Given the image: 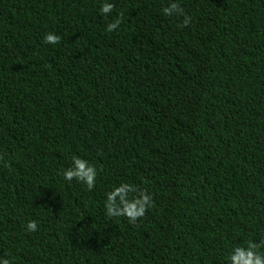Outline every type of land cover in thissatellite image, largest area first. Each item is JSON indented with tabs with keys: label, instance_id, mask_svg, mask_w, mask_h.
<instances>
[{
	"label": "trees",
	"instance_id": "16d2710c",
	"mask_svg": "<svg viewBox=\"0 0 264 264\" xmlns=\"http://www.w3.org/2000/svg\"><path fill=\"white\" fill-rule=\"evenodd\" d=\"M109 2L0 0V255L224 264L264 239V0H178L187 25L168 0ZM71 155L91 192L58 174ZM119 182L152 195L136 224L103 214Z\"/></svg>",
	"mask_w": 264,
	"mask_h": 264
},
{
	"label": "clouds",
	"instance_id": "9594fccd",
	"mask_svg": "<svg viewBox=\"0 0 264 264\" xmlns=\"http://www.w3.org/2000/svg\"><path fill=\"white\" fill-rule=\"evenodd\" d=\"M97 11L100 16L107 18L113 11V4L109 0H101ZM160 12L165 17L183 16V24L189 23V17L185 15L178 0H168L167 6L162 7ZM120 24L121 18L117 14L106 24L105 31L118 29ZM59 41L60 37L51 32H46L42 37V43L46 45H55ZM58 174L63 181L69 183L76 181L88 192L93 190L97 180V169L93 164L77 155H71L69 166L61 169ZM152 206L151 193L131 183L119 182L104 193L103 214L108 219L123 217L128 223L136 224ZM24 231L36 232L37 221L27 220ZM223 262L224 264H264V239L247 240L231 247L224 256ZM0 264H14V257L10 253H4L0 255Z\"/></svg>",
	"mask_w": 264,
	"mask_h": 264
}]
</instances>
